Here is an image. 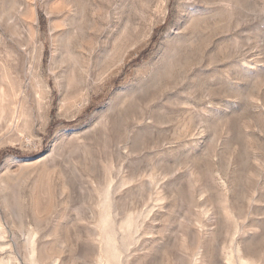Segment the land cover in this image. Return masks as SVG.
<instances>
[{
	"label": "rangeland",
	"instance_id": "1",
	"mask_svg": "<svg viewBox=\"0 0 264 264\" xmlns=\"http://www.w3.org/2000/svg\"><path fill=\"white\" fill-rule=\"evenodd\" d=\"M0 264H264V0H1Z\"/></svg>",
	"mask_w": 264,
	"mask_h": 264
},
{
	"label": "bare ground",
	"instance_id": "2",
	"mask_svg": "<svg viewBox=\"0 0 264 264\" xmlns=\"http://www.w3.org/2000/svg\"><path fill=\"white\" fill-rule=\"evenodd\" d=\"M1 1V0H0ZM81 1H83V0H81ZM88 1V0H87ZM84 2H82V4H81V7H82V9L84 8V4H83ZM70 9V8H69ZM26 12H27V9H25L23 12H22V16L24 17L25 15H26ZM36 15V14H35ZM187 17H188V15H187ZM190 20V19H189ZM189 22V21H188ZM26 23L28 24V26L30 27V29H31V31H33V29L35 28V25H36V18H35V16L34 17H31L30 19H28L27 21H26ZM198 27H199V24L197 25ZM33 34V33H32ZM201 42V41H200ZM30 44V43H29ZM25 48V47H24ZM171 57V56H170ZM37 58H38V50H37V47H36V42L33 40L32 41V43L30 44V46H29V49L26 51V60H27V64H26V70H27V73L29 74V77H30V75H32L33 74V72H34V70H35V65H36V61H37ZM172 60V59H171ZM168 63V62H167ZM167 66V65H166ZM170 67V66H169ZM160 71V70H159ZM156 72V71H155ZM161 72H162V70H161ZM164 73H166V68H165V71H164ZM157 74V73H156ZM158 74H160V73H158ZM182 74V73H181ZM156 76V75H155ZM162 76V75H161ZM160 76V77H161ZM150 77V76H149ZM152 79V78H151ZM151 79H149V80H151ZM153 79H155L156 80V78H153ZM152 79V80H153ZM148 80V81H149ZM151 80V81H152ZM151 81L149 82V83H151ZM153 82V81H152ZM157 82H158V80H157ZM145 86V85H144ZM147 86V85H146ZM156 86H157V84H156ZM159 86V85H158ZM157 86V87H158ZM143 88V87H142ZM131 89V88H130ZM134 90V89H133ZM125 92V91H124ZM131 92V91H130ZM138 92V91H137ZM136 92V93H137ZM123 93V92H122ZM22 95V93L20 94H18V95H16L15 97H14V99H13V102H12V104H13V106H15L13 109H14V112L16 113L17 112V109H18V105H19V98H20V96ZM121 95V94H120ZM126 100V99H125ZM116 101V100H115ZM111 102H114L113 100L111 101ZM110 102V103H111ZM117 103H118V101H116ZM116 102H114V103H116ZM109 103V104H110ZM113 103V104H114ZM120 103H121V101H120ZM108 104V105H109ZM107 105V106H108ZM121 105H122V107H123V104L121 103ZM110 106H111V104H110ZM115 106V105H114ZM113 106V107H114ZM119 106H120V104H119ZM121 107V108H122ZM108 108V107H107ZM106 108V109H107ZM116 108V107H115ZM117 108H119V107H117ZM110 109H112V108H109V110ZM105 112V111H104ZM106 112H108V110L106 111ZM163 112V111H162ZM14 113V114H15ZM170 116V115H169ZM118 117V116H117ZM168 117V116H167ZM17 118H16V116H15V120H16ZM188 119V118H187ZM14 120V119H13ZM191 121V120H190ZM122 122V121H121ZM112 125V124H111ZM116 126V125H115ZM120 127V126H119ZM198 127V126H197ZM115 128V127H114ZM112 130V129H111ZM116 132H118V130L116 131ZM178 133V132H177ZM58 135V134H57ZM103 135V134H102ZM61 136V135H60ZM101 138V137H100ZM103 138H105L104 137V135H103ZM62 139V138H61ZM104 140V139H103ZM106 141V140H105ZM56 142V141H55ZM55 145V144H54ZM53 145V148H52V150H50V152L51 151H53L54 149H56V147ZM63 146H65V145H63ZM67 147V146H66ZM66 147H62V148H66ZM94 147V146H93ZM103 147V146H102ZM82 148H83V146H82ZM81 148V150H85L86 148L84 147L83 149ZM134 149V148H133ZM79 151H80V149H79ZM85 151H87V150H85ZM89 151V150H88ZM87 151V152H88ZM49 152V153H50ZM68 152H69V154L71 153L69 150H68ZM82 153H81V155H82V157L83 156H85V155H83L84 153H83V151H81ZM86 152V153H87ZM91 152V151H90ZM71 155V154H70ZM87 155H91V153L89 154H87ZM79 157H81V156H79ZM81 157V158H82ZM88 158H89V156H87ZM78 158V157H77ZM81 158L79 159V160H81ZM83 159H84V157H83ZM82 159V160H83ZM76 160V159H75ZM88 160V159H87ZM86 160V161H87ZM78 161H76V163H77ZM81 162V161H80ZM90 162V161H89ZM88 162V163H89ZM78 164V163H77ZM82 164H83V162H82ZM85 167H86V165H85ZM88 167V166H87ZM56 168V167H55ZM166 168V167H165ZM53 172V171H52ZM51 172V173H52ZM50 173V174H51ZM57 173H58V171H57ZM50 176V175H49ZM51 186V185H50ZM129 199V198H128ZM116 200V199H115ZM102 201V200H101ZM119 201V200H118ZM105 199H104V201H103V204L105 205ZM118 204V203H117ZM100 205H101V203H100ZM104 205H102L103 207H104ZM116 206V205H115ZM122 206V205H121ZM100 207V206H99ZM101 209H102V207H101ZM31 210H33L34 211V208L33 207H31ZM106 211V210H105ZM120 211V210H119ZM106 213H107V211H106ZM92 215V214H91ZM103 216V215H102ZM106 216H108L107 214H106ZM57 218V217H56ZM102 220V219H101ZM105 220V219H104ZM98 223H101V222H99V220H98ZM55 224H57V223H55ZM38 225V224H37ZM101 224H99L98 226H100ZM56 227V226H55ZM102 227V226H101ZM100 227V228H101ZM99 228V227H98ZM34 229V228H33ZM101 230H103V229H101ZM95 234V233H94ZM102 241V240H101ZM42 245V244H41ZM43 246V245H42ZM41 247V246H40ZM110 247V246H109ZM132 248V247H131ZM26 250V249H25ZM249 250V249H248Z\"/></svg>",
	"mask_w": 264,
	"mask_h": 264
}]
</instances>
